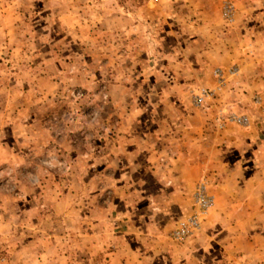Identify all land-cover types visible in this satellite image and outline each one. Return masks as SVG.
I'll return each mask as SVG.
<instances>
[{"label":"rangeland","instance_id":"374dc122","mask_svg":"<svg viewBox=\"0 0 264 264\" xmlns=\"http://www.w3.org/2000/svg\"><path fill=\"white\" fill-rule=\"evenodd\" d=\"M245 50L264 70V0H0V264H264L263 71L228 86L257 95L244 130L253 140L225 148L252 178L233 190L244 199L235 206L227 195L215 204L226 173L202 175L189 204H169L179 182L122 173L113 142L132 120L144 145L172 157L192 122L233 99L214 70ZM214 87L197 111L192 91ZM195 212L199 226L178 240Z\"/></svg>","mask_w":264,"mask_h":264},{"label":"crops","instance_id":"0c3cea01","mask_svg":"<svg viewBox=\"0 0 264 264\" xmlns=\"http://www.w3.org/2000/svg\"><path fill=\"white\" fill-rule=\"evenodd\" d=\"M245 52L247 51L245 50L241 57L239 55V57L231 61L229 67H221L224 77L226 78L224 84L226 87H222L221 90H219L220 94L223 93L224 95H228L230 92V97L232 96L233 99L227 101L223 100L224 98L222 97V99H220V105L216 104L211 109L214 112L212 113L213 118L206 119L200 117L196 119L194 123L192 122L191 129L186 130L184 137L179 139V143L176 145L177 150L172 154V157L170 156L169 158L170 154L167 152H162L158 155L160 151L155 150L153 145H144V143L149 142L150 139H145L140 134L133 133L129 130L127 126L133 123L132 120L130 122L127 120V123H125L124 120L120 121L118 133L115 135L116 138L113 139V142L118 153L123 151L126 154L120 156L117 153V157H119L118 160L122 161V165L118 162L117 169H120L122 173L129 172L133 175H145L146 173L150 174L154 169H157V171L160 170L162 174L164 173L163 175H166V178L169 176V178H167L169 183L177 184L179 182V187L174 190V193L163 197L169 204H177L179 206L190 203L193 191L202 175L212 173L215 176L221 177L226 173V180L221 179L216 189V206L221 204V198L225 195L228 197V203L233 204V206H235V201L236 203L243 201L244 199H239L236 195L235 197L233 196V190L237 191L239 188L243 191L250 190L252 178L250 176L248 178L243 176L246 172L245 163L237 162L234 155H231L232 153L227 154L225 152V148L230 146L235 148L240 143H244L241 134L247 135L249 133L247 138L253 140L252 136H254L256 132L252 130L255 133L251 136L250 131L244 130L253 123L249 109L250 106H254V97L257 95L256 91H252L250 85L245 83H243L244 87L228 86L230 82L234 84L236 82L240 83L243 79H249V82L252 83L250 79L253 74L260 75L264 72L262 68L263 65L260 63L259 59ZM238 60H240V62ZM199 62L200 61L196 59V65H194L196 73L197 71L202 72ZM211 74L213 75L212 72ZM210 78L212 79V76H210ZM215 78L216 77H214V80ZM197 82L198 78L195 80V83ZM213 89H215V87ZM200 90L194 89L192 91L194 94L192 95V102L197 111L198 108L203 107L204 103L208 101L206 100L201 105H198L196 101L194 102L195 95H198ZM260 99L264 107V98L261 95ZM221 112H228L230 116L246 117L248 123L246 125H240L232 119H228L224 123L222 120L218 119L219 113ZM203 113L205 114V112ZM223 113L221 114L223 115ZM259 113L261 116L262 113L260 111ZM230 116L227 115V117ZM220 122L222 123L220 124ZM126 143H128L129 150L125 147ZM220 145L224 146H221L222 148L219 149ZM231 152H233V150H231ZM164 157L167 159L166 164L162 161ZM154 162L158 165L156 166ZM129 165H131V168ZM156 172L153 171L154 174ZM238 176L240 177L239 179L235 178ZM237 180H239V185L236 183ZM122 190L125 195L126 187L123 186ZM187 191L191 192L189 196L187 195ZM230 194L232 195L231 197ZM233 198H235L234 202L232 200ZM252 202H254V200H252V194L249 193V198L246 200L245 204H251ZM218 215H220V213H218ZM156 250L155 248V254ZM159 252L161 251L159 250ZM185 254H188V251H186Z\"/></svg>","mask_w":264,"mask_h":264},{"label":"built area","instance_id":"2783aa9c","mask_svg":"<svg viewBox=\"0 0 264 264\" xmlns=\"http://www.w3.org/2000/svg\"><path fill=\"white\" fill-rule=\"evenodd\" d=\"M229 14L230 13L228 10L226 12V15L228 16ZM262 61L264 62V53L262 55ZM214 75L215 77H217L220 84H222L225 81V77H224L222 69L218 68L214 70ZM216 93H217V90L202 88L199 94L195 95V101L198 105H201L206 100L214 98ZM255 102L257 105H262V101L260 98H255ZM229 119L236 121L240 125H246L248 123V120L246 119V117L230 116ZM205 188L206 186L204 185V183L202 184L200 183L197 190L194 193V200L200 211H204L206 208L209 207V199L206 196ZM200 213L201 212H195L191 216L182 220L179 223L178 227L176 228V232H175V237L178 240L188 237L191 234V232H193L199 226L200 218H201Z\"/></svg>","mask_w":264,"mask_h":264}]
</instances>
